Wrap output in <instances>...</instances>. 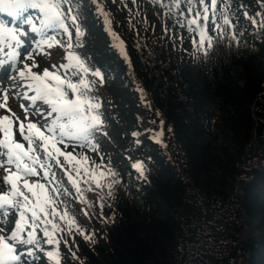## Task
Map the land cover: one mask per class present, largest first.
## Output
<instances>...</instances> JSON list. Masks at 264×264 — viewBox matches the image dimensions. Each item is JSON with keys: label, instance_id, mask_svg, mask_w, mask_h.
<instances>
[{"label": "trees", "instance_id": "16d2710c", "mask_svg": "<svg viewBox=\"0 0 264 264\" xmlns=\"http://www.w3.org/2000/svg\"><path fill=\"white\" fill-rule=\"evenodd\" d=\"M243 3L250 17L264 0ZM83 13L81 7L88 23L82 22L80 54L95 65L120 66L105 28L91 26L95 22ZM242 16L236 30L225 29L235 32L239 45L226 35L207 61L193 38V60L181 66L165 49L148 54L134 48L141 91L122 99L134 108L133 132L163 131L161 143L140 135L137 144L132 134L121 133L127 161H115L119 170L111 167L120 183L101 200L89 182L92 190L83 192L89 203L68 209L92 239L75 229L57 233L63 237L61 264H264V28L257 35ZM125 76L123 92L133 89ZM214 116L215 132L208 125ZM137 161L145 164L146 179L132 168Z\"/></svg>", "mask_w": 264, "mask_h": 264}, {"label": "snow or ice", "instance_id": "6c2138e0", "mask_svg": "<svg viewBox=\"0 0 264 264\" xmlns=\"http://www.w3.org/2000/svg\"><path fill=\"white\" fill-rule=\"evenodd\" d=\"M82 3L83 0H0V77L12 80L13 86L20 82L25 91L17 95L30 102L21 107L25 113L31 110L37 117V122L18 124L21 140H17L13 118L0 116V168L5 172L0 182L7 186L6 191L0 192V222L7 224L12 212L18 217L7 235L0 228V264H36L41 259L38 253H43L47 264H61L63 237L57 238V233L67 230L71 235L75 229L85 240L92 239L84 235L67 206L60 210L64 203L59 199L61 189L64 194L67 189L57 180L53 167L63 168L61 158L76 177L83 172L88 178L84 183L89 187L82 190L80 181L65 172L85 204L89 202L83 192L92 190L89 182L100 190L101 200L105 195L112 197L114 186L120 183L119 174L110 165L95 164L86 154L76 151L78 148L98 151L97 137L107 135L102 103L94 95L98 84L104 83L106 66L93 64L77 51L84 46L82 22L86 17L81 14ZM90 3L104 17L105 30L113 38L112 47L131 66L123 40L111 29L108 13L98 0ZM152 3L165 8L166 15L181 28L195 33L192 39L195 51L202 53L206 61L216 55L226 35L229 43L235 41L239 45L234 31L225 32L226 28H235L228 15L227 0H152ZM218 4L222 7L218 8ZM244 15L254 27L264 28V17L258 22L246 12ZM54 46L63 48L65 62L52 65L51 70L34 71L39 68L34 55ZM7 99L5 94L0 108L7 107ZM140 135L132 133L137 144ZM162 136L160 131L152 139L161 143ZM132 168L139 178L146 179L143 161L133 163ZM34 177L38 179L32 180ZM105 180L108 182L104 183ZM63 242L67 245L66 240ZM45 245L51 247L46 249ZM72 255L75 258V253Z\"/></svg>", "mask_w": 264, "mask_h": 264}, {"label": "rangeland", "instance_id": "374dc122", "mask_svg": "<svg viewBox=\"0 0 264 264\" xmlns=\"http://www.w3.org/2000/svg\"><path fill=\"white\" fill-rule=\"evenodd\" d=\"M98 3L102 5L104 12L108 13V19L111 21L112 31L115 32V29H117L118 32L119 30H122L126 33V36H123V38L120 34L121 36L119 35V38H122L121 40L124 42V48L127 52L131 66L125 62L123 57H121L118 51L114 48L112 53L116 55V59L121 61L120 66H110V64L108 65L106 62L104 64H97V66H106L103 83L105 86H100L98 84V94L96 91L94 95L98 96L101 94L103 97L100 98V100L102 103V110L104 112V121L107 125L105 129L107 135L97 137V143L99 145L98 151H90L88 149L80 148L76 151L86 154L90 161L97 160L104 165H110V167H114L119 170L120 168L117 167L115 161H117V159L118 161L120 159L125 162L127 161V156L123 153L124 148H119V146L122 145L120 140L124 141L123 139L125 138L121 137V133L130 136L133 133V122L137 121L133 115L134 108H132L130 104L124 102L122 98L124 96H126V98L128 96H133L134 93H136V89L137 91H141L140 87L135 84L137 81V73H142L139 57L135 49H144L148 54H154L165 49L167 53H169V59L171 62L181 66L182 63H191L193 60V47L191 39L194 37L195 33H189L186 28H181L179 24L175 23L174 19H171L166 15L165 8L160 7L158 3H152V0H98ZM227 3L228 15L231 18L232 23L235 25L234 30H236L239 21H241L238 20L240 19L238 16H242V14L244 15L246 12L243 6L244 3L243 0H227ZM218 6L222 7L219 4ZM197 7H199V5H197ZM82 8L84 9L83 15L87 14V17L89 16L93 20V23L95 22L91 26L98 25L106 29L107 26L105 24L104 17L97 12V6L95 4L90 3V0H83ZM181 8L184 10L185 15H187V10L184 8V5H181ZM256 8L257 10L255 9L250 17H254L259 22L262 11L264 10V3L257 4ZM258 13L259 15H257ZM242 18L244 17L242 16ZM248 20L250 21V19ZM89 22H91V20ZM86 23H88L87 20ZM248 24L250 25L249 22ZM253 28L256 29L257 35L261 36L263 34L261 28ZM88 29L89 31H92L91 27H88ZM106 33L105 37L113 42L112 36H110L107 31ZM94 50L98 53V55H104L100 52L101 49L96 47ZM77 51L80 52V49ZM64 55L65 53L63 48L59 46H54L51 49L46 48L44 52L34 55V59L39 65V68L34 69V71H42L44 68H49L51 70L52 65H59L65 62ZM120 69H122V72ZM123 71L126 73L125 78L133 88L132 90L125 92L121 91L123 88V82L121 80L124 73ZM13 84L14 82L12 80L0 77V103L4 102L3 96L5 94H7L8 97L7 107L0 108V116L8 115L13 118L15 121L14 132H16V139L21 140L18 133V124L23 122L26 125L29 121L37 122V117L32 114L31 110L28 113H25L24 107H21V105L23 104L27 107L30 102L23 100L22 95H17L18 93L22 94L25 89L20 86V82H16L15 86H13ZM108 99H111V102ZM105 101H108L109 104H104ZM147 103L150 105L148 101ZM127 104L128 107H126ZM38 106L45 108L46 110V106L40 105L39 102ZM26 116L27 119L25 118ZM151 120L152 119L149 121ZM216 123L217 119L214 116L213 121L208 124L214 132L217 129ZM140 133L141 135H144V137L148 138H152L153 135L151 134L152 131L150 130V127H148V129H143ZM115 153L118 155L116 158L114 157ZM61 164L64 165L63 168L60 166L53 167L57 180L61 181L63 187L67 189V194H64L63 189H61V196L59 199L64 203L61 205L60 210H63L64 206H67L69 210L70 208H80L81 200L79 199V194L77 195L76 190L73 191L72 188L69 187L71 182L65 172H69L74 179L80 181V188L82 190L84 180L88 178L83 176V172L81 173L82 178L76 177L75 172L64 163L63 158H61ZM3 175H5L4 169L0 168V178H2ZM31 179L36 180L38 177ZM6 190L7 186L0 182V192ZM17 218L16 214L12 212L7 217V224L0 222V228L4 229L3 234L7 235L10 233L15 226V219ZM50 247L51 246L45 245L46 249H49ZM38 255L41 256V259L37 261L36 264H42V261L47 260V258L43 256V253H38Z\"/></svg>", "mask_w": 264, "mask_h": 264}]
</instances>
